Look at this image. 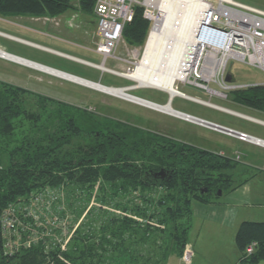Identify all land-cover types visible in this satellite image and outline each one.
Masks as SVG:
<instances>
[{"label": "trees", "instance_id": "1", "mask_svg": "<svg viewBox=\"0 0 264 264\" xmlns=\"http://www.w3.org/2000/svg\"><path fill=\"white\" fill-rule=\"evenodd\" d=\"M95 1L80 0V3L90 11ZM71 6V0H0V15L54 17ZM143 11L142 6H136L133 20L124 29V38L131 43L144 41L151 28ZM236 92L240 103L264 113V85L236 89L233 93ZM28 95L30 92L20 87L6 85L0 88V264H135L134 252L124 246L125 233L129 232L131 238L140 230L143 233L141 240H149L157 232H168L171 238V227L177 243V249L172 253L182 256L189 242L193 201L209 203L218 195L219 189L223 192L236 185L234 171L237 167L232 160L218 159L205 151L193 155L194 158L179 154L172 162L177 168L174 177L169 183L158 184L139 168L138 161L150 152L170 153L169 146L160 145L135 131L121 134L107 132L106 127L97 128L90 119L92 114L67 103H62L49 127L34 129L36 125L32 123L38 122L42 115L32 109L46 110L48 102L55 101L38 95L39 101L33 103ZM24 120L32 122L34 128L17 137V129ZM99 180L110 184L112 200L126 199L122 207L124 212L134 218L141 217L142 221L139 223L129 215L113 218L112 222L118 226L113 229L111 238L103 235L97 241H91L89 235L82 236L77 227L68 242V250H62L53 237L47 236L30 245L24 243L13 253H5L1 223L4 210L10 205L37 192L66 187L84 189ZM207 180L223 183L219 187L209 186L205 191L201 184ZM153 192L156 199L150 197ZM141 201L142 207H131ZM73 219L70 230L77 221L76 217ZM184 219H188L187 226L182 228ZM112 238L117 241L113 242ZM235 242L242 264L264 260V222H242ZM251 246L253 249L249 253ZM170 255L171 250L165 251L155 263L168 261ZM124 256L129 257L128 263L122 260Z\"/></svg>", "mask_w": 264, "mask_h": 264}, {"label": "rangeland", "instance_id": "2", "mask_svg": "<svg viewBox=\"0 0 264 264\" xmlns=\"http://www.w3.org/2000/svg\"><path fill=\"white\" fill-rule=\"evenodd\" d=\"M71 1L72 6L69 10L74 8L73 4H78L80 10H87L83 8L80 0ZM237 1L264 10V0ZM154 10V15L159 17L160 11L158 9ZM90 11L93 12L94 7ZM55 17L56 16L51 18L49 16V19L54 20ZM149 22L152 24L153 21ZM1 28L2 26H0V29ZM150 31L151 28L149 29L145 40L140 43H131L124 38L116 55L118 57L126 56L127 49L132 51L135 50L139 56V60H141ZM2 44L3 43L0 40L1 49L10 54L16 55L15 52L10 49L11 47ZM16 56L22 57L19 55ZM89 58L95 63L102 62V59L100 60L93 56H89ZM106 66L119 69L118 66L122 67L123 64L121 63L119 65L114 59L109 58L106 61ZM127 67L128 65H126V68ZM91 71L95 72L94 70ZM97 74L98 78L99 73ZM228 75L232 77V81H229L230 85L250 86L264 84V72L262 70L239 61L231 60L229 62ZM91 78H94V76H91ZM98 79L101 81V84L105 86L121 87L128 83L125 80L110 75L108 76V79L107 77ZM130 83L131 85L129 86L137 85L135 81H131ZM6 85H12L17 88L20 87L24 90H28L30 92L28 97L34 101L33 103L39 101L37 98L38 95L51 98V100L55 101L54 103L48 102V109L46 110H41L37 107L33 108L32 105H30V108H33L32 111L41 113L42 118L35 123H32L29 120L21 122L17 129L19 132L17 137L20 136L21 132L24 133V131H26L25 133H27L28 131H31L32 128H34L32 124L36 125L34 129L38 130L44 129L45 126L49 127L50 124L53 123L54 120L52 119L57 114L62 103H67L70 105H76L78 108L92 114L90 119H93L92 121L94 122V125H98L96 126L97 128L104 127L111 121L114 122L116 120L123 124L121 125L123 128H127L126 125L128 124H134L140 127H149L148 125H151L152 123V126L160 124L165 125L160 126L162 130L170 131V135L180 141L213 151H217L219 145L221 148L223 147L228 150V156L231 157L235 155L234 158L237 155L240 156L242 158V164H239L237 168H239V171L241 170V172H239L240 175L237 177L236 184L245 183L237 187L235 190L229 189L224 190L221 194H215L216 196L211 198V202L209 203L193 201V216L191 229L189 231V242L185 246V248L189 246L193 249L192 264H198L200 261L204 264L238 263L237 258L239 256V251L236 246L235 235L240 226V221H237L234 218V215H237L239 212L244 215L252 213L251 216H249V218H251L249 220H264V148L239 141L165 113L157 112L103 92L80 86L59 77L26 66H20V64L17 65L16 63L0 58V88H5ZM211 87L218 89L216 85H211ZM180 90L190 96L198 97L207 101L211 100L214 104L236 110L255 118L264 119L263 112L252 110L238 101L239 94L237 92L233 93L236 90L230 91L227 99L215 97L210 98L207 92L189 87L181 86ZM131 93L160 104H166L169 100V97L165 92L153 88H139L132 90ZM172 107L175 110L186 112L264 138L263 126L242 119L238 116L183 99L182 97L173 99ZM135 132L139 133L137 131ZM244 164H249V166H245ZM109 185L110 184L106 183L104 180H99L91 185L92 187H85L84 189L77 187L63 188L62 190L64 194L63 200L60 201L61 205H58L56 208L47 212H45V210L41 211L42 214H40L39 218L40 225L53 228L55 227L53 223L58 221L56 224L57 226L55 227L57 228L55 231L58 233V226L61 227L62 224H67V227L69 228V224H71V221L74 220L73 218L76 217L77 221L73 230L79 227L82 236L89 235L91 241H97L103 235L111 238L113 229H116L118 226L112 222L113 218H122L126 215L133 217L134 215L123 211L122 207H124L126 200L124 197H117L116 200H112V191ZM105 187L106 189L104 191L103 188ZM103 191L105 194H103ZM143 196L145 197L146 195ZM150 197L151 199H156L154 192ZM242 200H247V205L237 206ZM251 200L253 203L249 202ZM142 202L143 201L131 204V207H142L144 205ZM118 203H120V206H118ZM133 219H136L139 223L142 221V218H138V216L135 218L133 217ZM187 220L188 219H184L182 228L183 226H187ZM153 223L157 224V222ZM142 234L143 233L139 230L138 233L133 234L132 237L129 238V232L125 233L124 238H126V241L124 246L128 251H133L135 257H137L136 261H133V263L185 264L183 253L182 256L179 257L176 256L178 255L177 253H172L177 249L176 240L173 238L172 227L171 238L168 232H157L151 235L149 240H141ZM112 240L113 242L117 241L115 238H112ZM68 249L69 247L67 250ZM170 250L171 255L168 261L155 263L162 258L165 251L169 252ZM115 256H117V254H115ZM122 260L125 261V263H128L129 257L124 256Z\"/></svg>", "mask_w": 264, "mask_h": 264}, {"label": "built area", "instance_id": "3", "mask_svg": "<svg viewBox=\"0 0 264 264\" xmlns=\"http://www.w3.org/2000/svg\"><path fill=\"white\" fill-rule=\"evenodd\" d=\"M201 2L202 8L199 19L192 31L190 40L185 43L184 49L177 62V75H179V77L174 80L172 85L176 96H172V94L160 88H153L167 93L169 100L166 104H160L147 100L131 93L132 90L139 89L140 87L133 89V86H105L100 82L98 83L87 80L74 74L18 57L1 48L0 58L41 72L44 71L39 69L37 66L45 67L48 70L58 73L59 78L63 80L91 89L94 88L88 85V83L99 85L108 89L123 88L129 96V99L125 98L123 100L157 112L165 113L200 127L223 132L226 135L235 137L242 142L264 148V138L262 137L236 130L186 112L175 110L172 107L173 99L175 97H182L183 99L238 116L248 121L260 123L264 126V121L262 120L236 110L214 104L211 100L207 101L198 97L190 96L180 90L181 86L189 87L195 90L207 92L210 98L215 97L227 99L229 95L228 91L230 92L232 90L249 87L229 84L227 76L228 64L231 60L245 63L264 72V10L243 4L237 0H201ZM136 6H142L144 8V18L149 21H153L151 26L152 31L156 25L155 18L157 16L154 15V9H156V6L153 2H151V0L95 1L94 13L97 19V35L99 38L96 43L95 51L102 56V63L86 61L58 51L54 52L84 63L101 71L102 73L108 72L122 76L121 74L134 72L140 63L137 52L135 50L132 51L127 49V56L119 57L116 55V52L121 43L124 41V29L126 25L134 18ZM0 35L16 38L1 31ZM109 58L114 59L117 63L128 65L126 71L119 72L114 68L107 67L105 62ZM62 75L67 79L62 78ZM69 77L76 78L77 81L69 79ZM78 80H81L82 82ZM211 85H216L218 89L212 88ZM257 85L264 84L250 86ZM94 90L113 96L112 94L100 89ZM168 106L170 107V111L167 110L169 109ZM63 194L64 193L61 188L37 192L19 199L15 204L10 205L6 210H4L1 224L5 239V253H13L24 243H26V245H30L32 242H36L40 238L47 236L53 237L55 242L61 245L62 250H67L68 242L71 239L74 230H69L67 224H62L61 227L58 226L57 233L55 231L57 228L55 227L57 226L56 224L58 221L53 223L55 225L53 228L42 226L39 223L40 214H42L41 211L45 210V212H47L56 208L58 205L60 206V201L63 200ZM40 227L43 228L40 229ZM25 235H27V238H25ZM252 249L253 246L249 247L248 252L251 253ZM192 257L193 249L187 246L183 252V260L185 264H192Z\"/></svg>", "mask_w": 264, "mask_h": 264}, {"label": "crops", "instance_id": "4", "mask_svg": "<svg viewBox=\"0 0 264 264\" xmlns=\"http://www.w3.org/2000/svg\"><path fill=\"white\" fill-rule=\"evenodd\" d=\"M73 5V9L67 10L63 14L56 16L54 20H50L49 16H0V26H2L0 31L16 37L11 38L5 35H0V40L3 43L2 45L11 47L10 49L13 50L16 55L25 57L27 60L68 72L87 80L101 83L98 78L102 79L107 77L108 79V76L110 75L128 82L121 87L131 85L130 82L133 80L108 72L102 73L101 71L84 63L54 52L58 51L86 61H91L89 56H93L99 58L100 60L102 59L103 62L102 56L95 51L96 43L98 42L99 38L97 37V19L94 11L80 10L78 4ZM120 64L121 63H119V65ZM118 68L119 69H114L119 72H125L126 64H123L122 67L118 66ZM91 70H94L95 72H92ZM97 73H99L98 78ZM91 76H94V78H91ZM259 120L264 121V119L261 118ZM254 123L263 126L260 123ZM217 151H219V153L224 156L230 157L227 155L228 150L224 149L223 147L221 148L219 145ZM234 156H231L230 158L236 159L238 155L235 158ZM240 164H242V162H240ZM244 165L249 166V164ZM239 172H241V170L239 171V168H236L234 171L236 180L240 175ZM244 183L236 184L233 190L237 189V187ZM249 202L253 203L252 200ZM247 203V200H242L237 206H245ZM251 214L252 213H248L247 215H244L239 212L237 215H234V218L237 221H240V225L244 221L264 222V220H249L251 219L249 218ZM238 253L239 256L237 258V264H242L240 260V251ZM198 264L204 263L200 261ZM255 264H264V260Z\"/></svg>", "mask_w": 264, "mask_h": 264}, {"label": "bare ground", "instance_id": "5", "mask_svg": "<svg viewBox=\"0 0 264 264\" xmlns=\"http://www.w3.org/2000/svg\"><path fill=\"white\" fill-rule=\"evenodd\" d=\"M151 2L160 11L159 17L155 18L156 25L149 35L138 68L134 72L121 75L136 82L137 85L133 86V89L138 87L160 88L172 96H176L172 85L174 80L179 77L177 62L199 19L202 2L201 0H151ZM37 67L47 74L59 75L45 67ZM61 77L67 79L63 75ZM69 79L77 81L76 78L69 77ZM88 85L117 98L129 99L123 88L108 89L92 83H88ZM168 108L167 110L170 111L169 106Z\"/></svg>", "mask_w": 264, "mask_h": 264}, {"label": "flooded vegetation", "instance_id": "6", "mask_svg": "<svg viewBox=\"0 0 264 264\" xmlns=\"http://www.w3.org/2000/svg\"><path fill=\"white\" fill-rule=\"evenodd\" d=\"M73 106H76V105H73ZM152 124L148 125L149 127H140L134 124H131V125L128 124L126 125L127 128H123L121 126L123 124H121L120 122L116 120L114 122L111 121L109 124H106V126L104 127L107 128V132H111V133H114V131H117V132H121L122 134L125 132L137 131L139 132V134H142L145 137L154 139L160 145H167L170 147L171 149L170 153L159 155L157 153L150 152V153H147L145 157L141 158L138 161L139 168L142 171L146 172L147 176H152L155 182H157L158 184L169 183L171 179L174 177L173 172H176L177 168L175 167L174 164H172V162L176 160V157L179 156V154L184 155L186 158H194L193 155L205 151V152L212 153L218 159L228 158L232 160V163L236 167H238V165L241 162L242 158L240 156H237L236 159H232L230 157L220 154L219 151L204 149L202 147H198L196 145H192L190 143L180 141L176 139L175 137H173L172 135H170V131L162 130L160 128V126H165V125L155 124L152 126ZM206 129H209V128H206ZM209 130H212V129H209ZM212 131H215V130H212ZM215 132L226 135L225 133L220 132V131H215ZM226 136H229V135H226ZM229 137H232V136H229ZM232 138L237 139L235 137H232ZM222 183L223 182H220V181L207 180L203 184H201V186L204 187L205 191H208L209 186L219 187V185ZM219 191H221V189L218 190V194H219Z\"/></svg>", "mask_w": 264, "mask_h": 264}, {"label": "water", "instance_id": "7", "mask_svg": "<svg viewBox=\"0 0 264 264\" xmlns=\"http://www.w3.org/2000/svg\"><path fill=\"white\" fill-rule=\"evenodd\" d=\"M228 81H232V77L230 75L227 76ZM203 192V191H202ZM219 194H221V191H219Z\"/></svg>", "mask_w": 264, "mask_h": 264}]
</instances>
